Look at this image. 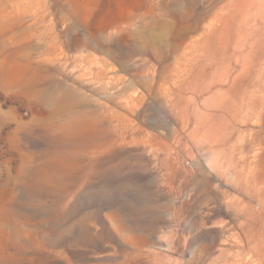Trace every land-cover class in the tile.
I'll return each instance as SVG.
<instances>
[{"label": "rangeland", "instance_id": "rangeland-1", "mask_svg": "<svg viewBox=\"0 0 264 264\" xmlns=\"http://www.w3.org/2000/svg\"><path fill=\"white\" fill-rule=\"evenodd\" d=\"M260 139L264 0H0V264H175Z\"/></svg>", "mask_w": 264, "mask_h": 264}, {"label": "bare ground", "instance_id": "bare-ground-1", "mask_svg": "<svg viewBox=\"0 0 264 264\" xmlns=\"http://www.w3.org/2000/svg\"><path fill=\"white\" fill-rule=\"evenodd\" d=\"M98 48L102 49L104 45H99ZM259 144H264L263 139L259 140ZM245 154L248 155L249 152ZM257 160L264 161L262 158ZM252 178L255 176L248 177L250 180H253ZM234 201L239 199L236 198ZM177 210L173 208L172 212L175 214ZM212 210L216 214L214 213L211 218ZM207 213V216L204 214L200 219H195L193 215L190 217L195 223V227H186L187 234H192L190 239L181 240L180 234L178 239L171 242L169 246L171 250L180 249L185 255L175 264H264V218L253 220L252 205L241 202L228 203L225 210L209 208ZM207 221L218 224L219 226L215 225L212 228L220 227L223 234L218 241L198 242V226H204ZM254 235H257V240L253 238ZM159 254L162 255L161 252Z\"/></svg>", "mask_w": 264, "mask_h": 264}]
</instances>
